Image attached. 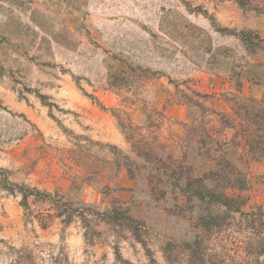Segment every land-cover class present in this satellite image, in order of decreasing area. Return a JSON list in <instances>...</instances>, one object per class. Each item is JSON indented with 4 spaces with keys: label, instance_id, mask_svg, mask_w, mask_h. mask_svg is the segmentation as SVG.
I'll use <instances>...</instances> for the list:
<instances>
[{
    "label": "rangeland",
    "instance_id": "obj_1",
    "mask_svg": "<svg viewBox=\"0 0 264 264\" xmlns=\"http://www.w3.org/2000/svg\"><path fill=\"white\" fill-rule=\"evenodd\" d=\"M261 149L264 0H0V264L244 258L249 220L206 230L193 189L232 165L264 210Z\"/></svg>",
    "mask_w": 264,
    "mask_h": 264
},
{
    "label": "trees",
    "instance_id": "obj_2",
    "mask_svg": "<svg viewBox=\"0 0 264 264\" xmlns=\"http://www.w3.org/2000/svg\"><path fill=\"white\" fill-rule=\"evenodd\" d=\"M254 143H256V141ZM260 151L264 152V149ZM222 171V173H209V176H205L204 179L199 178V180L195 182L196 187L193 189V196L195 198L208 204L215 203L226 208L224 215L209 216L207 218L203 217V227L208 231L216 228L218 232H222V230L228 226L226 223L228 217L232 213H240L249 220L248 225H246L247 229L257 235L259 241L257 242V246L253 245L254 248L252 250H247L246 257H242L239 260L229 255L225 256L227 257L225 258L206 254L203 249L199 248L198 242H195L192 246L186 244L184 245V250L190 253V264H263L261 263V257L264 255V210L262 207L257 206L256 213H244L243 209L248 206L249 198L243 196L242 192L248 190L249 181L241 172L235 170L232 165L223 166ZM2 176V186L6 188V190L11 191L8 187V178L5 177V175ZM213 177L217 182V188H221V184L225 185V188L220 194L215 192L217 190L216 188L210 189L205 184V181H213ZM20 192L23 197L22 206L25 211L30 210L29 199L31 197H35L39 200H49L55 205H60L62 203L61 198L55 200L50 195L41 194L35 189L21 188ZM174 252L175 245L170 243L165 248V253L169 261L172 260L171 258ZM170 262L172 263V261ZM153 263H155L154 259L151 260V264Z\"/></svg>",
    "mask_w": 264,
    "mask_h": 264
}]
</instances>
